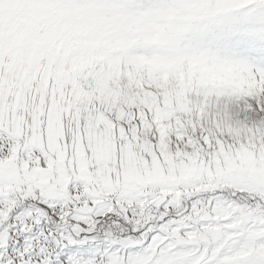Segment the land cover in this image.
<instances>
[{
  "label": "snow or ice",
  "instance_id": "1",
  "mask_svg": "<svg viewBox=\"0 0 264 264\" xmlns=\"http://www.w3.org/2000/svg\"><path fill=\"white\" fill-rule=\"evenodd\" d=\"M0 264H264V0H0Z\"/></svg>",
  "mask_w": 264,
  "mask_h": 264
}]
</instances>
